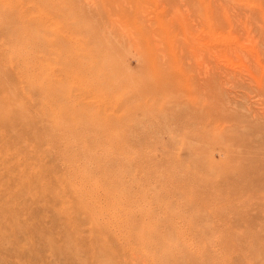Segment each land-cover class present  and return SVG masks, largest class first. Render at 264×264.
Listing matches in <instances>:
<instances>
[{"label":"rangeland","instance_id":"obj_1","mask_svg":"<svg viewBox=\"0 0 264 264\" xmlns=\"http://www.w3.org/2000/svg\"><path fill=\"white\" fill-rule=\"evenodd\" d=\"M0 264H264V0H0Z\"/></svg>","mask_w":264,"mask_h":264},{"label":"bare ground","instance_id":"obj_2","mask_svg":"<svg viewBox=\"0 0 264 264\" xmlns=\"http://www.w3.org/2000/svg\"><path fill=\"white\" fill-rule=\"evenodd\" d=\"M9 235V234H8Z\"/></svg>","mask_w":264,"mask_h":264}]
</instances>
